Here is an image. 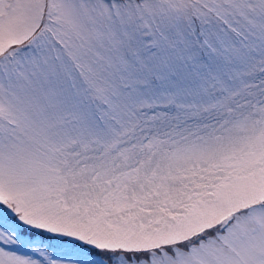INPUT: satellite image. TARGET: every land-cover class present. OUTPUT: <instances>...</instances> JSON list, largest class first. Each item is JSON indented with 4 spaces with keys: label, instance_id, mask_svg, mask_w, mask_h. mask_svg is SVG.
<instances>
[{
    "label": "snow or ice",
    "instance_id": "1",
    "mask_svg": "<svg viewBox=\"0 0 264 264\" xmlns=\"http://www.w3.org/2000/svg\"><path fill=\"white\" fill-rule=\"evenodd\" d=\"M0 264H264V0H0Z\"/></svg>",
    "mask_w": 264,
    "mask_h": 264
}]
</instances>
